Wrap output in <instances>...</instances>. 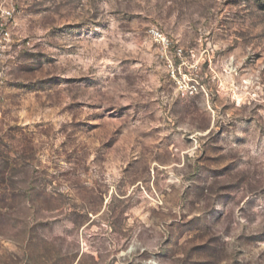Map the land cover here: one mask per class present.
Instances as JSON below:
<instances>
[{"label":"rangeland","instance_id":"1","mask_svg":"<svg viewBox=\"0 0 264 264\" xmlns=\"http://www.w3.org/2000/svg\"><path fill=\"white\" fill-rule=\"evenodd\" d=\"M0 264H264V0H0Z\"/></svg>","mask_w":264,"mask_h":264},{"label":"built area","instance_id":"2","mask_svg":"<svg viewBox=\"0 0 264 264\" xmlns=\"http://www.w3.org/2000/svg\"><path fill=\"white\" fill-rule=\"evenodd\" d=\"M11 11L8 9L0 10V54L6 48L8 42L11 39L10 22Z\"/></svg>","mask_w":264,"mask_h":264}]
</instances>
